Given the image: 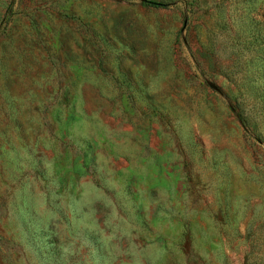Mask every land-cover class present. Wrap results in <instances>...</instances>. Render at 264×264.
Returning <instances> with one entry per match:
<instances>
[{"label": "rangeland", "instance_id": "1", "mask_svg": "<svg viewBox=\"0 0 264 264\" xmlns=\"http://www.w3.org/2000/svg\"><path fill=\"white\" fill-rule=\"evenodd\" d=\"M142 1L0 0V264H264V0Z\"/></svg>", "mask_w": 264, "mask_h": 264}, {"label": "trees", "instance_id": "2", "mask_svg": "<svg viewBox=\"0 0 264 264\" xmlns=\"http://www.w3.org/2000/svg\"><path fill=\"white\" fill-rule=\"evenodd\" d=\"M141 4L145 7H151L154 9H167V8L175 5V4H164V3H159V2L149 1V0H143L141 2ZM10 20L11 19L9 18L8 22H7V19H6V22L9 23ZM237 118H238V122L242 125V127L245 128L246 124H245L244 120L242 119V117L240 115H238Z\"/></svg>", "mask_w": 264, "mask_h": 264}, {"label": "water", "instance_id": "3", "mask_svg": "<svg viewBox=\"0 0 264 264\" xmlns=\"http://www.w3.org/2000/svg\"><path fill=\"white\" fill-rule=\"evenodd\" d=\"M210 87L213 88L214 90H216V88L213 85H211V84H210Z\"/></svg>", "mask_w": 264, "mask_h": 264}]
</instances>
